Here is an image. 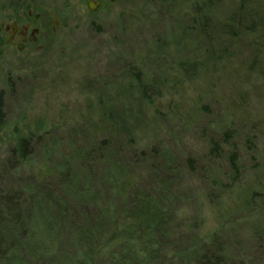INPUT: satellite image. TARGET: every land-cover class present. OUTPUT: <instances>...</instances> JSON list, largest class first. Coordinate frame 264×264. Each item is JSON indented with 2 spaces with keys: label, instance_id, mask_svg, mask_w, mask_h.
I'll list each match as a JSON object with an SVG mask.
<instances>
[{
  "label": "rangeland",
  "instance_id": "obj_1",
  "mask_svg": "<svg viewBox=\"0 0 264 264\" xmlns=\"http://www.w3.org/2000/svg\"><path fill=\"white\" fill-rule=\"evenodd\" d=\"M0 96V190L38 185L9 262L264 264V0H0Z\"/></svg>",
  "mask_w": 264,
  "mask_h": 264
},
{
  "label": "trees",
  "instance_id": "obj_2",
  "mask_svg": "<svg viewBox=\"0 0 264 264\" xmlns=\"http://www.w3.org/2000/svg\"><path fill=\"white\" fill-rule=\"evenodd\" d=\"M233 25H237L233 17H231ZM233 28V27H232ZM236 28V31H238V27L234 26ZM234 31V30H233ZM5 121L4 112H3V102L1 101L0 96V129L3 127ZM228 137V136H227ZM32 143V140L30 139V136L27 138H19L16 141V144L14 145L13 149L11 150V157L16 158L17 161H24L27 156L30 153V145ZM99 152L96 153L98 155ZM92 152H88V149H82L81 155L82 158L86 159L87 156H90ZM114 156L120 154V150L114 149ZM102 158L103 155L100 154L98 156ZM231 164L233 168H237L236 159L234 157L231 158ZM122 168H119L117 170L118 173H121L120 170ZM121 176V175H120ZM120 176H117L114 178V180H117ZM124 182V180H122ZM50 187V193L51 197L52 195L58 196V191L62 188V185L59 184L57 187L48 185ZM37 184L32 185V188L28 190V192H22L20 190H13L12 192H5L4 190H0V264H28L24 263L23 261H14L13 263L9 262L6 258V254L9 253L10 249H13L14 251L19 248V244L24 241L25 235H27L28 231H22L23 230V223L27 221V218L30 217L29 209L31 208V203H33V198L36 197L37 192ZM65 188V186H64ZM73 189L75 192L77 188L74 186L73 183L70 184L69 189ZM115 191L118 195H120L121 192H124L120 186H117L115 188ZM80 192L88 194V190L85 188H80ZM27 194V195H26ZM85 195V194H84ZM96 194L89 195L90 198L96 200ZM51 197L45 198V202L48 200H51ZM34 210L38 209L36 205H34ZM50 209L47 213H49L50 220L52 222H55L59 225V231L57 232L58 237L61 238V234L65 233V238L69 237H76V241L79 243H84L88 245H93L96 243V241L90 243L93 239L92 236V227H87L84 224H78V223H72L70 224L68 219L71 221H80V219L77 218V216L72 215L71 213V206L69 202L62 203L59 207L56 208V210L60 211V214L63 216V219L60 218V216L55 215L52 212H55L53 210L52 204L49 205ZM135 209L139 210L144 216L147 215V205H143L140 207H136ZM67 223V228H66ZM88 231H89V237H88ZM7 245H5V243ZM10 249L8 248L9 245ZM34 253V252H33ZM39 251H36L34 254L38 255ZM91 253V251H90ZM37 257V256H35Z\"/></svg>",
  "mask_w": 264,
  "mask_h": 264
},
{
  "label": "flooded vegetation",
  "instance_id": "obj_3",
  "mask_svg": "<svg viewBox=\"0 0 264 264\" xmlns=\"http://www.w3.org/2000/svg\"><path fill=\"white\" fill-rule=\"evenodd\" d=\"M29 22H30L29 19H27L24 26L19 27L16 23L15 24L13 23L11 27H6L5 32L7 33L10 32V36L8 37L7 43L20 41L19 49H22L23 46L28 43L30 37L37 35L39 33V30L31 29Z\"/></svg>",
  "mask_w": 264,
  "mask_h": 264
},
{
  "label": "water",
  "instance_id": "obj_4",
  "mask_svg": "<svg viewBox=\"0 0 264 264\" xmlns=\"http://www.w3.org/2000/svg\"><path fill=\"white\" fill-rule=\"evenodd\" d=\"M97 6H98V3H96L94 5H93V2L92 1H89V3H88V8H89V10L91 12L95 11V9L97 8Z\"/></svg>",
  "mask_w": 264,
  "mask_h": 264
}]
</instances>
